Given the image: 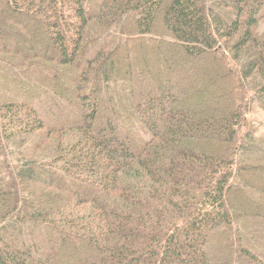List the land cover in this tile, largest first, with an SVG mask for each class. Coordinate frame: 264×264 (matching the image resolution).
I'll use <instances>...</instances> for the list:
<instances>
[{
    "label": "trees",
    "instance_id": "trees-1",
    "mask_svg": "<svg viewBox=\"0 0 264 264\" xmlns=\"http://www.w3.org/2000/svg\"><path fill=\"white\" fill-rule=\"evenodd\" d=\"M259 116L264 0H0V264H264Z\"/></svg>",
    "mask_w": 264,
    "mask_h": 264
},
{
    "label": "rangeland",
    "instance_id": "rangeland-1",
    "mask_svg": "<svg viewBox=\"0 0 264 264\" xmlns=\"http://www.w3.org/2000/svg\"><path fill=\"white\" fill-rule=\"evenodd\" d=\"M258 120L264 122V116H259V119H258ZM258 182H259V183H260V182L262 183V180H260V181L258 180Z\"/></svg>",
    "mask_w": 264,
    "mask_h": 264
}]
</instances>
